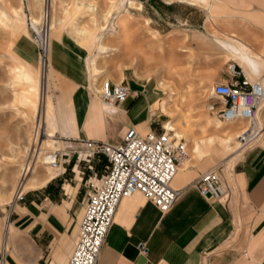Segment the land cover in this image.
Listing matches in <instances>:
<instances>
[{
    "label": "rangeland",
    "instance_id": "rangeland-1",
    "mask_svg": "<svg viewBox=\"0 0 264 264\" xmlns=\"http://www.w3.org/2000/svg\"><path fill=\"white\" fill-rule=\"evenodd\" d=\"M43 1L0 0V221L5 229L9 224L6 221L4 225L5 219L17 205L15 196L24 184L23 181L20 187L22 167L29 158L28 148L33 145L37 133L42 137L41 131L49 128V121L46 120L49 103L53 118L55 103L58 121H63L61 102L55 91L59 88L55 70L49 68V92L45 89L43 100V82L41 86L39 82L37 88L32 87L31 76L36 75L38 79L42 71L39 53L34 55L38 48L32 40L28 24L29 18L39 20ZM52 2V17H56V21L51 34L60 27L59 34L67 31L80 41L94 39L93 48L99 52V72L98 81L90 82L93 87L99 91L107 80L124 82L128 86L129 82L133 83L134 91H139L141 106L148 111L149 120L155 126L153 130H160L162 126L169 129V124L175 128L172 131L181 130L180 137L186 140L189 156L195 162L203 156L198 160L195 158L189 140L191 135L201 142L204 156H210L215 163L221 164L237 154L221 144L224 142L222 126L229 123L221 122L209 109L212 103L217 102L213 87L219 82V75L224 74L228 82L231 78L229 66L236 64L241 67L236 58L229 55V49L222 45L223 40H229L226 33L236 32L257 51L264 52V37L257 36L243 19L211 18L207 6L184 0H125L122 4L121 0ZM174 16H188L192 26L198 30L190 34L181 28H190L191 25L168 23L174 22ZM159 23L171 29L159 30ZM81 29L85 32L80 33ZM94 33L103 37L104 48L98 50ZM126 75L134 79H127ZM251 79L264 80V70ZM26 96H31L37 107L32 108ZM162 99L167 101L166 110L159 105ZM101 102L103 105L102 99ZM216 121H220L221 125ZM62 124L55 125L54 131L49 134L55 135V138L47 134L42 137L50 154L59 150L60 170L53 173L48 165H41L35 176L37 179L53 177L64 170L54 179L55 194L71 196L79 184L77 197L81 200L89 181L98 183L106 172L108 160L105 155H89L91 150L82 143L64 142L65 132L62 130L65 131V128ZM246 125L244 121L231 135V150L237 149L236 137ZM58 126L62 130L55 132ZM210 138L214 140L210 142ZM263 139L264 132L255 144H262ZM188 161L186 163L190 164ZM230 165L232 162L225 165L227 178V166ZM42 187L27 189L25 197L38 199L32 194L42 191Z\"/></svg>",
    "mask_w": 264,
    "mask_h": 264
},
{
    "label": "crops",
    "instance_id": "crops-1",
    "mask_svg": "<svg viewBox=\"0 0 264 264\" xmlns=\"http://www.w3.org/2000/svg\"><path fill=\"white\" fill-rule=\"evenodd\" d=\"M184 1L207 6L211 18L243 19L257 36L264 37V0ZM168 23L191 25L181 28L190 34L198 30L188 16H174V22ZM158 25L159 30L171 29L164 23ZM59 29L52 34L50 63L58 77L59 88L55 91L63 116L59 122L54 103V122H63L65 128L63 131L58 126L55 132H65L63 141L76 145L83 144V140L117 144L128 128H136L142 135L153 130L155 126L141 106L133 83L129 82L126 101L111 112L104 108L101 88L98 91L90 83L98 81L99 72L98 66L94 69L89 63L97 53L94 39L80 41L67 31L59 34ZM94 35L99 41L100 36ZM226 36L229 40H223L222 45L245 74L250 79L260 74L264 70V52L257 51L236 32ZM34 55L38 56L37 49ZM125 78L134 79L131 75ZM219 78L217 83L226 82L224 74ZM260 117L264 123V107ZM243 122H233L234 130L238 131ZM221 144L237 154L221 164L206 154L194 155L197 160L203 156L197 162L189 158L191 163H185L172 181L182 193L168 213H162L141 193L124 198L97 264H264V141L239 152ZM229 162L232 167L227 166V178L224 171ZM215 167L222 169L231 187L226 200L205 197L197 187L202 174ZM61 174L51 177L40 186H44L42 191L32 194L38 199L25 197L17 203L5 219V226L9 222L7 229L0 221V264H67L76 247L90 189H85L81 200L77 197L79 184L73 195L57 196L54 179Z\"/></svg>",
    "mask_w": 264,
    "mask_h": 264
},
{
    "label": "built area",
    "instance_id": "built-area-1",
    "mask_svg": "<svg viewBox=\"0 0 264 264\" xmlns=\"http://www.w3.org/2000/svg\"><path fill=\"white\" fill-rule=\"evenodd\" d=\"M38 21L29 18L32 40L37 45L40 68L43 75V94L47 92L51 52L52 0H44ZM231 78L217 83L213 95L217 99L210 112L225 121L238 119L250 122L249 127L238 136L243 151L250 149L263 135L257 123L258 105L264 100L262 80L251 81L241 67L229 66ZM101 99L113 106L126 101L130 88L124 82H104ZM44 133L42 134L43 137ZM92 154L105 155L108 160L106 172L98 183L89 181L90 192L80 223L76 247L67 264H97L105 239L114 223L115 216L124 198L141 193L154 203L162 213H168L182 191L175 189L172 181L180 168L189 160L186 140L162 126L142 135L136 128L125 130L122 141L114 144L107 141L83 140ZM59 150L54 152L53 164L58 161ZM20 180V187L23 184ZM197 187L205 197L226 200L231 187L223 178L222 169L215 167L202 174ZM25 198L17 191L15 202Z\"/></svg>",
    "mask_w": 264,
    "mask_h": 264
},
{
    "label": "bare ground",
    "instance_id": "bare-ground-1",
    "mask_svg": "<svg viewBox=\"0 0 264 264\" xmlns=\"http://www.w3.org/2000/svg\"><path fill=\"white\" fill-rule=\"evenodd\" d=\"M52 5H53V2H52ZM52 16H53V12H52ZM55 18L52 17V21H51V33H52V29H53V22L56 21ZM35 21H38V20L35 19ZM84 32H85L84 29H81L80 30V33H84ZM51 38H52V34H51ZM103 41H104L103 37L100 36L99 41H98V44H97L98 45V50L105 47V45L103 44ZM98 59H99V52L98 51H97V53H95L89 59V63H90V65L94 69H97V61H98ZM49 71H50V69H49ZM42 77H43V75H41V77L39 76V78L37 79V76L36 75L35 76H31V79L34 82V84L32 85L33 88H37V85H38L39 82H40V86H41V84L43 82V80H42L43 78ZM247 77L249 78V76H247ZM250 80L252 81V79H250ZM262 82H263V85H264V80H262ZM46 84H47V89H48V92H49V73H48V76H47ZM101 91H102V87H101ZM31 94H33V93H31ZM26 99L29 100L30 106L32 108L37 107V104L35 103V100L32 99L31 96H28V97L26 96ZM45 104H46V102H45ZM159 105L164 110H166L167 101L165 99H162L159 102ZM263 107H264V100L258 105V110H257V116L256 117H257V123H258L259 127L263 128V130H264V123H263V121L261 120V117H260V114H261V111H262ZM104 108L108 112H111V111H114L115 110V106H113V105H111V104H109V103H107L105 101H104ZM46 113H47V118H48V121H49V128L46 130V127H45V130H42L41 131V136L44 133V134H47L51 138H55V135H53V136H50L49 135L51 132L54 131V126H55V122H54V118H53L54 116H53V112H52L51 103H49L48 110H47V107H46ZM47 118H46V120H47ZM220 121L221 122H227V123H229L226 126H222L223 127L222 128V132H223L222 134H224V138L222 137V139H224V142H222V141L221 142L224 143V144H226L227 147H231L230 146L231 145V142H230L231 135L233 134V132H235V130H234L235 127L233 126V122H235V121H245L247 123V125H246V127L243 130H245L250 125V122L249 121L243 120V119H238V120H233V121H225V120L221 119ZM220 121H216V124L219 125ZM38 123H40V117L38 119ZM219 126H216V127L218 128ZM168 128L171 129V130H174L175 129L174 126H172L171 124L168 125ZM242 131L236 137V143H237V149L236 150L237 151H243L241 149V144H240V142L238 140V136L242 133ZM174 133H175V135L177 137L182 136L181 135L182 134L181 133V130L179 132H174ZM183 134H186V133H183ZM217 137H219V139L221 138V136H219V134H218ZM189 140L192 143V148H191L192 149V152L194 154H196V156H198V157L201 156V155H203L204 154V149L202 148L201 142L198 139H196L195 136H193V135H191L189 137ZM213 140H214V138H210V142H212ZM260 140H261V137L258 139V141H260ZM45 143H46L45 140L42 137H39V133H37L36 138L33 141V145L30 148H28V150H29V153H28L29 158H28L27 162L25 163L24 167H22L23 168V171H22V179L24 180V184H23L22 188L18 191L21 194H24V192L27 189H35V188L40 187L41 185H43L44 183H46L47 181H49V179L51 178V177H42V178L37 179L35 175L38 172L39 166H41V165L42 166L43 165H48L49 168L53 171V173L55 171H58V169L60 167V164H56V165L53 164L54 158H55L54 152H56V151H54L52 154H50L48 152V150L44 147ZM15 199H16V196H15Z\"/></svg>",
    "mask_w": 264,
    "mask_h": 264
}]
</instances>
